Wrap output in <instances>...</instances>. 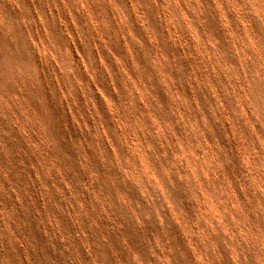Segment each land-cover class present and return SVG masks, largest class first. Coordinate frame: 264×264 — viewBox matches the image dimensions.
Segmentation results:
<instances>
[{"label":"rangeland","instance_id":"rangeland-1","mask_svg":"<svg viewBox=\"0 0 264 264\" xmlns=\"http://www.w3.org/2000/svg\"><path fill=\"white\" fill-rule=\"evenodd\" d=\"M0 264H264V0H0Z\"/></svg>","mask_w":264,"mask_h":264}]
</instances>
